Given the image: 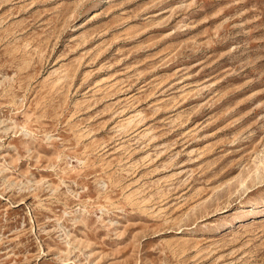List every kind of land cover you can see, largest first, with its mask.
Instances as JSON below:
<instances>
[{"label": "rangeland", "instance_id": "rangeland-1", "mask_svg": "<svg viewBox=\"0 0 264 264\" xmlns=\"http://www.w3.org/2000/svg\"><path fill=\"white\" fill-rule=\"evenodd\" d=\"M0 264H264V0H0Z\"/></svg>", "mask_w": 264, "mask_h": 264}]
</instances>
